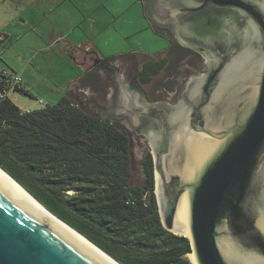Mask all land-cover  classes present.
Listing matches in <instances>:
<instances>
[{
  "label": "water",
  "instance_id": "1",
  "mask_svg": "<svg viewBox=\"0 0 264 264\" xmlns=\"http://www.w3.org/2000/svg\"><path fill=\"white\" fill-rule=\"evenodd\" d=\"M214 1L219 8L252 15L256 27L255 37L248 39L239 34L242 21L228 18L221 24L227 32L211 35L217 41L213 61L219 64L212 75V81L217 78L215 85L197 83L190 101L186 89L177 107L149 104L132 83L124 86L114 69L101 64L112 72L117 93L110 111L97 108L104 118L125 116L150 143L162 223L189 239L194 264H264V0ZM164 10L159 5L157 13L177 18L157 16V23L180 22L176 38L198 49L187 42V15L180 16L187 14V8ZM241 43L243 50L228 59ZM9 176L55 220L122 264ZM183 199L188 205L186 227L175 224ZM54 219L0 178V264H108Z\"/></svg>",
  "mask_w": 264,
  "mask_h": 264
},
{
  "label": "trees",
  "instance_id": "2",
  "mask_svg": "<svg viewBox=\"0 0 264 264\" xmlns=\"http://www.w3.org/2000/svg\"><path fill=\"white\" fill-rule=\"evenodd\" d=\"M142 165L138 182L128 133L69 97L32 111L0 102V167L46 208L122 264H194L189 239L162 223L150 153Z\"/></svg>",
  "mask_w": 264,
  "mask_h": 264
},
{
  "label": "rangeland",
  "instance_id": "3",
  "mask_svg": "<svg viewBox=\"0 0 264 264\" xmlns=\"http://www.w3.org/2000/svg\"><path fill=\"white\" fill-rule=\"evenodd\" d=\"M36 1L0 0V29L5 34H11L9 39H7L5 34L1 35L3 41L0 44V65L4 62L7 70H12V73L15 71L22 75L21 66L24 57L31 56L32 58L31 69L28 71L27 77L35 84V89L31 92L33 97L31 98L19 91L10 92L11 101L23 111L41 109L58 103L60 99H50L61 94V91L56 92L57 89L52 83H58V88H62L61 83L65 79V74L80 71L78 68L71 67L65 63L60 68L61 64H59L60 60L58 59H55L53 65L49 66L44 51H38L40 45L50 43L52 20L60 24L62 17L59 13L50 14L48 10L40 9ZM71 1L79 5L82 10L86 8L87 11L89 10L86 1L90 4L94 3L97 7L96 16H98L97 14L103 16V25L107 27L102 33H97L95 37L100 45L101 52L108 59L118 57L120 56L119 54L131 55L136 54L134 52L145 53L144 51L156 56L153 58L139 54L129 56L126 63L130 64L129 68L134 69V58H136L138 60L136 69L140 76L138 75L133 82L130 76L131 69L124 71L121 68L122 73L124 72L122 81H124L125 86H129L131 83L134 84L142 92L145 102L149 104L165 102L171 107H177L180 104L174 97L187 83V67L190 68V66L186 63L183 65L184 60L176 63L174 61L169 62L171 59L170 54L167 53L169 49H167L168 42L165 38L158 37L157 41L151 42V38L156 39V36H151L154 31L152 28H148L150 25L148 19L140 18L142 6L136 2L137 0ZM100 1L103 4L102 6L99 5ZM69 3L72 5L71 2ZM46 15H48L49 19L46 18ZM152 26L161 33L153 22ZM171 36L170 34L167 35V37ZM162 61L164 62L161 66L164 69L161 71L157 70L150 81L145 82V78L141 75L145 65L147 63H156L159 66ZM175 71L177 74L175 73L174 77L173 73ZM21 75L19 76L22 77ZM157 81H159L158 88L156 87L158 86ZM59 82L61 83L59 84ZM114 83L111 84L116 91L112 92V96L115 98L117 89ZM114 120L116 125L120 129L125 130L130 137L133 176L135 181L142 182L144 181L142 161L148 153H151V148L129 125L126 117ZM187 257L192 259L191 254Z\"/></svg>",
  "mask_w": 264,
  "mask_h": 264
},
{
  "label": "crops",
  "instance_id": "4",
  "mask_svg": "<svg viewBox=\"0 0 264 264\" xmlns=\"http://www.w3.org/2000/svg\"><path fill=\"white\" fill-rule=\"evenodd\" d=\"M69 2H71L72 5ZM136 2L142 6L140 18L148 19L150 24L148 28H152L154 31L152 32L150 30L152 32V34H150L151 36H156V39L153 37L151 38V42L154 43L157 41L158 37L165 38L167 41V36L162 35L152 26V20L145 13L143 0H137ZM36 3L40 6V9L44 11L48 10L50 14L59 13L62 17L60 24L52 20L50 43L40 45L38 51H44L49 66L53 65L55 59H58L60 60L59 64H61L60 68H62L65 63L66 65L80 70L79 72L75 71L74 73L71 72L65 74V79L62 83L59 82V84L61 83L62 88H58V83L53 82V86L57 89L56 92L61 91V94L50 99L54 100L69 97L89 113L101 117L97 106L110 111L114 100L112 92L116 91L111 84L114 82L111 79V77H113L112 72L102 68L100 65L102 64L114 69L119 75L121 83L125 86L124 81H122L124 72L122 73L121 68L126 71L124 63H126L129 56L139 54L150 58L156 57L154 54L144 51L145 53L134 52L136 54L131 55L119 54L120 56L118 57L108 59L107 56L101 52L100 45L97 43L95 37L97 33H102L107 26L103 25L104 18L102 15L97 14L98 16H96L97 7L94 3L90 4L86 1L89 11H87L86 8L82 10L79 5L73 3L71 0H37ZM99 5H103L101 1ZM46 18L49 19L48 15H46ZM3 34L5 33L0 29V44L3 41L1 38V35ZM5 36L9 39L11 34L7 33ZM85 51H91L94 58L91 56L85 58ZM31 60V56L24 57L21 66L22 75L15 71L14 73L22 76V85L28 89V96L32 98L33 95L31 92L34 91L35 84L27 77V73L31 69ZM5 66V63L3 62V64L0 65V70H7V67ZM7 71L12 73V70ZM14 91L18 92L19 90ZM101 118L110 119L115 122L112 118Z\"/></svg>",
  "mask_w": 264,
  "mask_h": 264
},
{
  "label": "flooded vegetation",
  "instance_id": "5",
  "mask_svg": "<svg viewBox=\"0 0 264 264\" xmlns=\"http://www.w3.org/2000/svg\"><path fill=\"white\" fill-rule=\"evenodd\" d=\"M204 1L205 0H162L161 2H155V0H143L145 13L151 18L155 27H158L160 29L162 35H172L171 37H167V49H169L167 53L170 54L171 59L169 62L174 61L176 63L180 60H184L183 65H185L186 63L190 66V68L187 67V84L183 86L181 91L176 93L174 97L175 100H179L185 97V90L187 89V101H190V99L195 95V90H197V83L204 82V86L209 82H211V85L216 84L217 78H215V81H212V75L216 74L217 72L214 70V68L219 67V64L216 63L215 65L213 61L216 58V53L214 51H217V49L215 48V43L217 41L213 42L211 40V35L219 32H227V27L225 29L221 27L222 22H227L228 18L230 21H232L234 18L238 20L240 19L242 23L241 26H238V31L241 36H244L248 39H253L256 34L255 21L253 20L252 15H244L243 13L234 9L219 8V6H215L216 2L214 0L206 1L205 4ZM159 5H161V9H165L164 11H167V8L175 6H179L182 9L187 8V14L180 16L186 17L187 15V42H191L193 43V45L195 44L198 49H193L188 45L186 47L179 42L178 38H176L177 34L175 29L178 26L177 24H179L180 22L176 23L172 20V22L167 25L157 23V21L155 20L157 16L160 18L168 19L177 18L174 16L172 17L171 15L167 17L160 16L157 13ZM167 12L169 13V11ZM227 25L228 24H225V26ZM244 44L245 43L239 44L237 49L234 50L235 52H233V55H231L228 59H232L234 56L238 55L239 51L243 50ZM246 44V47H249L250 41ZM84 55L85 58H87L88 56L94 58L91 51H85ZM134 61V69L129 68L130 64L124 63V67L127 70L131 69L130 76L132 77L133 82L138 77V75L140 76V74L137 73L136 69L138 60L134 58ZM162 67L163 66H161L160 68V66H158L157 69L161 71L164 69ZM175 73L177 74V72L175 71L173 75ZM157 84L158 86L156 87L158 88L159 81H157ZM132 85H130V87H132ZM204 86H202V88H204ZM121 117L123 116L121 115ZM145 136H147V134ZM148 145L150 146V143H148ZM150 154L152 155V153Z\"/></svg>",
  "mask_w": 264,
  "mask_h": 264
},
{
  "label": "bare ground",
  "instance_id": "6",
  "mask_svg": "<svg viewBox=\"0 0 264 264\" xmlns=\"http://www.w3.org/2000/svg\"><path fill=\"white\" fill-rule=\"evenodd\" d=\"M0 178L6 182L9 186H11L27 203H29L31 206H33L36 210H38L40 213L44 214L45 216L51 218L52 220L54 219L49 212H47L44 207H42L38 202H36L30 195L26 193V191L19 186L10 176L2 171L0 169ZM55 222L60 224L66 231L67 233L82 242L87 248L92 250L95 254L99 255L102 257L105 261H107L108 264H119L116 260H114L112 257L108 256L106 253L102 252L98 247L95 245L91 244L88 240H86L84 237H82L80 234L74 232L70 228L66 227L62 223L58 222L57 220L54 219ZM188 223V205H187V200L183 199L181 205L179 206V210L176 216V221L175 224L177 226L181 227H186ZM187 232V231H186ZM188 234V233H187ZM81 243V244H82ZM192 256V261L195 262L194 255L191 254Z\"/></svg>",
  "mask_w": 264,
  "mask_h": 264
},
{
  "label": "built area",
  "instance_id": "7",
  "mask_svg": "<svg viewBox=\"0 0 264 264\" xmlns=\"http://www.w3.org/2000/svg\"><path fill=\"white\" fill-rule=\"evenodd\" d=\"M22 84L23 79L19 75L7 70H0V102L5 101L11 91L22 90L26 93L28 89Z\"/></svg>",
  "mask_w": 264,
  "mask_h": 264
}]
</instances>
